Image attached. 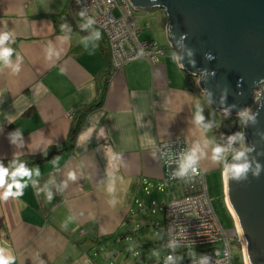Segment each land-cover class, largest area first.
Segmentation results:
<instances>
[{
	"label": "crops",
	"instance_id": "obj_1",
	"mask_svg": "<svg viewBox=\"0 0 264 264\" xmlns=\"http://www.w3.org/2000/svg\"><path fill=\"white\" fill-rule=\"evenodd\" d=\"M81 12V0H0V34L9 35L2 47L21 69L14 74L0 61V160L37 159L26 166L31 177L16 178L22 195L0 200V247L15 264H96L83 250L115 237L136 206L146 210L145 194H159L161 141L185 140L205 175L221 174L224 188L229 156L245 148L230 142V150L225 131L218 142L221 125L199 79L183 71L170 45L155 66L139 60L115 70L101 49L108 48L104 36L81 26ZM90 105L67 145L73 120ZM217 147L220 159L213 158ZM51 148L59 150L52 157Z\"/></svg>",
	"mask_w": 264,
	"mask_h": 264
},
{
	"label": "water",
	"instance_id": "obj_2",
	"mask_svg": "<svg viewBox=\"0 0 264 264\" xmlns=\"http://www.w3.org/2000/svg\"><path fill=\"white\" fill-rule=\"evenodd\" d=\"M130 1L136 10L165 11L169 44L183 71L199 79L205 102L220 114L241 117L240 103L252 100L253 89L264 82V0ZM263 97V90L260 99L254 94L255 105L249 108L244 126L248 157L240 163H249L247 177L226 179L228 203L243 234L247 264H264ZM241 126L242 122L238 129ZM250 146L253 150L247 151Z\"/></svg>",
	"mask_w": 264,
	"mask_h": 264
},
{
	"label": "built area",
	"instance_id": "obj_3",
	"mask_svg": "<svg viewBox=\"0 0 264 264\" xmlns=\"http://www.w3.org/2000/svg\"><path fill=\"white\" fill-rule=\"evenodd\" d=\"M134 10L130 0H81L86 21L89 18L95 21L90 26L98 30L108 44L115 70L139 60L155 66L165 56L156 41L140 40L141 31ZM169 45L172 48L171 43ZM262 90L255 89L256 99H260ZM158 152L163 170L159 189L163 192L168 188L175 190L174 198L168 199L163 208L166 257L160 264H233L231 231L225 230L218 220L206 175L196 156L195 163L182 170L186 158L193 153L190 145L183 139L164 140L159 143ZM181 171L183 174L177 175ZM199 249L204 251L200 257L179 261L180 253ZM169 256L172 257L170 261L167 260Z\"/></svg>",
	"mask_w": 264,
	"mask_h": 264
},
{
	"label": "rangeland",
	"instance_id": "obj_4",
	"mask_svg": "<svg viewBox=\"0 0 264 264\" xmlns=\"http://www.w3.org/2000/svg\"><path fill=\"white\" fill-rule=\"evenodd\" d=\"M134 16L141 31V41H156L160 47L170 50L166 33V25L169 21L165 11L159 9L134 10ZM259 86L264 90V85ZM210 112L221 125L220 133L217 134H221L218 142L223 143L224 137L222 135L224 131L226 144L230 150L232 148L230 142L242 143L243 140L245 142L244 126L247 119L245 120L243 117L241 119L236 118L233 115H223L211 108ZM241 122L240 130L238 125ZM238 136H242V139H233ZM234 156H229V163L234 159ZM206 178L209 196L219 222L225 230L233 229L234 222L225 204L224 183L221 174L210 173L207 174ZM155 191L159 194L151 197L145 194L143 202L146 210L139 212L136 206L126 225L115 237L103 240L99 245H90L83 252L89 254L96 264H160L166 257L164 251L166 237L164 234L163 204L167 199H173L175 195H172L169 189L167 193L157 189ZM203 253L204 251L200 249L187 250L180 253L178 258L180 262H186L200 257ZM231 256L233 264H243L242 252L236 241L231 243Z\"/></svg>",
	"mask_w": 264,
	"mask_h": 264
},
{
	"label": "clouds",
	"instance_id": "obj_5",
	"mask_svg": "<svg viewBox=\"0 0 264 264\" xmlns=\"http://www.w3.org/2000/svg\"><path fill=\"white\" fill-rule=\"evenodd\" d=\"M81 16H84L85 14L83 12L80 13ZM95 23V21L91 18L87 19V23L84 25H81L82 27H88ZM62 31H70L69 27L67 24H64L61 26ZM95 36L98 38L100 36L99 32L95 33ZM67 37H63L62 39H66ZM9 35L7 33H2L0 34V61L3 62L2 66L7 67L11 66L13 69V73H18L20 69L19 63L16 65H12L9 57L12 54V49L8 47H2L6 41H8ZM211 58V57H209ZM20 59L19 54L17 55V60ZM203 117L198 116L197 120H202ZM92 129L88 130V133L90 134ZM20 133L17 132L16 135H19ZM85 138V136H82L81 139ZM242 139V136L234 137L233 139ZM13 142H15L13 140ZM215 156L213 157L214 159H220V154L222 153L223 149L217 147L215 150ZM247 151H251V149H248ZM245 157V150H241L235 154L233 157L236 161H240L242 158ZM57 161H53V164H56ZM195 163V153L193 152L191 155H189L184 164L182 165V170H186L187 168L191 167ZM250 165L248 162H243V163H237L233 164L231 166L225 165L223 169V175L227 179H233V180H242L246 179L247 173L249 171ZM260 172V166L257 165L256 170H255V175H259ZM32 172L27 169L23 163L19 164L18 166L15 167L13 171H11V182L8 181L9 177V168L5 167L2 162H0V188H4L3 192H0V200L2 201H7L10 197L15 198L19 197L22 195V189L24 187V184H22L19 180H17V177L24 178V177H31ZM36 174L38 175L39 172L37 170ZM183 171L180 173H177V175H182ZM68 179L69 180H76L77 176L75 173L70 172L68 174ZM15 189V191L13 190ZM108 191L111 192L112 188L109 187ZM51 198V194L49 193V199ZM8 249L6 247H0V264H15V257L13 255H8L7 254ZM172 259L171 256L167 257V260L170 261ZM206 264V262H205Z\"/></svg>",
	"mask_w": 264,
	"mask_h": 264
},
{
	"label": "trees",
	"instance_id": "obj_6",
	"mask_svg": "<svg viewBox=\"0 0 264 264\" xmlns=\"http://www.w3.org/2000/svg\"><path fill=\"white\" fill-rule=\"evenodd\" d=\"M101 49L103 53L107 56L109 52V49L106 46L101 45ZM255 105L253 100H250L248 103H240V106L243 111H247L249 108L253 107ZM96 105H90L84 109V111L79 112V115L75 117L72 123V128L70 135L67 140V145H70L71 147L73 146V142H75L76 135L78 131L80 130L81 126L84 123V119L95 109ZM261 108V107H260ZM253 150V149H252ZM251 150V151H252ZM59 152L58 148L50 149L48 152V156L52 157L53 155L57 154ZM37 159H21V160H0L4 164L5 167L9 168V172L13 171L16 166L19 164L23 163L24 166H29L33 164Z\"/></svg>",
	"mask_w": 264,
	"mask_h": 264
},
{
	"label": "flooded vegetation",
	"instance_id": "obj_7",
	"mask_svg": "<svg viewBox=\"0 0 264 264\" xmlns=\"http://www.w3.org/2000/svg\"><path fill=\"white\" fill-rule=\"evenodd\" d=\"M261 85H264V82L263 83H261ZM257 88H259V86L258 87H256V88H254L253 89V93H252V95L250 96V98H252V100H254L253 98H254V92H255V89H257ZM264 101V97H263V99H262V102ZM259 104H260V102H259ZM249 110V109H248ZM248 110L247 111H244V113H242L241 115V117H243L245 120L247 119V117H248ZM239 118V117H238ZM253 121H254V119H253ZM247 122V121H246ZM247 125V124H246ZM246 125H245V127H246ZM244 141V140H243ZM235 146L237 147L238 146V144H237V142H235L233 145H232V147L233 148H235ZM249 149H252L251 148V146H250V148ZM241 150H245V148L243 147L242 149H239V150H237L236 152H238V151H241ZM247 150H248V148H247ZM246 150H245V155H246ZM235 155V154H234ZM248 157V156H247ZM247 157L245 158H242L240 161H236L235 160V162H234V164H237V163H240V162H242L243 160H245V159H247ZM226 186H225V188H224V193H225V196H224V199H225V204H226V207H227V209H228V211H229V213H230V216L232 217V219H233V222H234V228L233 229H231L230 231H231V235H232V242L233 241H236L237 243H238V245L240 246V249H241V252H242V258H243V264H247V262H246V258H245V248H244V243H243V241H244V239H243V234L240 232V230L238 229V227H237V225H236V220H235V218H234V216H233V214L231 213V211H230V209H229V206H228V202H229V200H228V195H227V185H228V183H227V181H226V184H225Z\"/></svg>",
	"mask_w": 264,
	"mask_h": 264
},
{
	"label": "bare ground",
	"instance_id": "obj_8",
	"mask_svg": "<svg viewBox=\"0 0 264 264\" xmlns=\"http://www.w3.org/2000/svg\"><path fill=\"white\" fill-rule=\"evenodd\" d=\"M228 206H229V203H228ZM229 209H230L231 213L233 214V216L235 217L234 212L232 211V209L230 208V206H229ZM235 219H236V217H235ZM236 221H237V219H236ZM237 227H238V224H237Z\"/></svg>",
	"mask_w": 264,
	"mask_h": 264
}]
</instances>
